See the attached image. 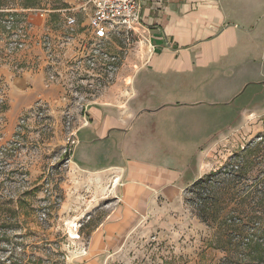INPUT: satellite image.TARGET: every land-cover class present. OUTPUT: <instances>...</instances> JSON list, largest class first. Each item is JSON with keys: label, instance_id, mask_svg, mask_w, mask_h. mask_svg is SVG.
I'll return each mask as SVG.
<instances>
[{"label": "rangeland", "instance_id": "obj_1", "mask_svg": "<svg viewBox=\"0 0 264 264\" xmlns=\"http://www.w3.org/2000/svg\"><path fill=\"white\" fill-rule=\"evenodd\" d=\"M77 1L41 0L39 6L26 9L25 0H8L0 11V18L8 12L20 14L11 30L6 23L11 17L0 23V264H220L225 257L224 238L216 226L198 218L197 204L188 203L202 192L193 185L184 191L178 209L122 237L115 232L111 239V218L122 202L120 190L127 176L122 167L127 158L147 161L177 174L184 185L192 183L202 168L204 175L217 172L212 184L231 178L232 168L226 166L236 162L233 155L240 156L236 163L249 165L247 179L236 189L243 196L264 178V123L249 120L239 129H217L223 122L234 126L241 120L178 110L165 118V135L152 133L153 126L139 130L141 119L127 135H114L113 141H94L91 128H85L79 134L78 155L86 154L92 165H81L74 158L73 134L87 121L88 108L105 103L103 97L114 85L96 88L54 82L56 86H49L51 74L39 66L40 50L46 54L49 50L42 38L67 39L60 10ZM40 10L47 11L44 18L37 15ZM73 13L82 24L86 22L83 11ZM18 28L26 39L13 36ZM79 31L88 29L85 25ZM261 40L260 51L264 35ZM151 47L146 33L128 44L111 46L120 66L116 81L124 78L129 83L135 66H144L152 54ZM126 86L121 105L130 99ZM211 139L201 153L197 151ZM91 140L93 145L85 147ZM248 148L262 152L252 156L244 152ZM246 205L240 208L264 213L261 203ZM96 236L100 242H95Z\"/></svg>", "mask_w": 264, "mask_h": 264}, {"label": "crops", "instance_id": "obj_2", "mask_svg": "<svg viewBox=\"0 0 264 264\" xmlns=\"http://www.w3.org/2000/svg\"><path fill=\"white\" fill-rule=\"evenodd\" d=\"M139 17L152 54L144 66H135L129 83L118 78L110 94L103 97L105 103L88 108V124L77 132L78 142L85 128H91L94 141H111L116 134L127 135L140 119L139 130L153 126L152 133L165 135V118L178 110L241 120L234 126L223 122L217 129H239L249 120L264 123V50L260 51L264 0H141ZM85 25L87 21L80 27ZM79 28L78 35L87 38L89 32ZM44 38L50 42L47 47L42 40L49 50L47 54L40 50L39 66L55 75L48 85H79L69 68L81 46L66 39ZM125 86L130 99L128 105H121L118 102ZM133 101L137 102L130 108ZM94 141L86 142L85 147ZM211 142L197 151L201 153ZM79 143L74 158L83 166L92 165L86 154L78 155ZM126 161L122 202L111 218V239L115 232L122 237L178 209L184 191L206 173L200 168L195 180L184 185L180 176L164 166L139 159ZM95 238L100 242V236Z\"/></svg>", "mask_w": 264, "mask_h": 264}, {"label": "built area", "instance_id": "obj_3", "mask_svg": "<svg viewBox=\"0 0 264 264\" xmlns=\"http://www.w3.org/2000/svg\"><path fill=\"white\" fill-rule=\"evenodd\" d=\"M76 10L85 13L89 32L87 38L78 35L81 23L73 13ZM140 10L141 0H78L72 7L60 10L68 30L66 42H77L81 46L77 56L72 57L69 68L74 77L80 80L79 85L101 88L115 84L120 66H116L117 58L110 52L111 46L119 42L128 44L132 39H138L145 34L139 17ZM38 12L37 15L41 18L47 13L45 10ZM6 23L11 30L10 25H14L15 21L11 17ZM18 29L13 32V36L26 39L24 30ZM43 41L46 45L50 43L47 38ZM12 43L20 48L24 46L22 41ZM51 79H55V75H51ZM76 134L77 132L73 136ZM71 143L76 147L79 142L72 139Z\"/></svg>", "mask_w": 264, "mask_h": 264}, {"label": "trees", "instance_id": "obj_4", "mask_svg": "<svg viewBox=\"0 0 264 264\" xmlns=\"http://www.w3.org/2000/svg\"><path fill=\"white\" fill-rule=\"evenodd\" d=\"M7 1L0 0V11H4L2 7ZM25 2L24 8L29 9L39 6L41 0H25ZM7 16L12 17L16 23L19 22L15 18L20 14L8 12L7 15H2L0 23L4 22ZM245 151L252 156L262 152L259 148H248ZM239 157L233 155L231 159L238 162ZM236 162L226 166L232 168L228 174L231 176L229 179L211 184L217 175V172L212 171L195 181L192 184L193 188L200 187L202 192H199L198 200L189 199L188 203L199 206L197 216L202 222L207 223L208 226H216V230H221V235L224 238L222 250L225 252V257L220 264H264V213L254 212L252 209L247 212L240 208L241 205L248 203L246 206L256 203L264 205V178L257 187L255 186L257 188L253 189L255 191L252 190L245 193L246 195L240 196L236 189L244 179H247L249 165L239 166ZM253 183L255 184L256 181ZM251 188L252 186L248 187V189ZM224 204L227 207H224ZM229 205L235 207L230 209ZM258 220L260 223L257 222ZM257 223L258 226H255Z\"/></svg>", "mask_w": 264, "mask_h": 264}, {"label": "water", "instance_id": "obj_5", "mask_svg": "<svg viewBox=\"0 0 264 264\" xmlns=\"http://www.w3.org/2000/svg\"><path fill=\"white\" fill-rule=\"evenodd\" d=\"M66 157L69 159L70 158V154H67Z\"/></svg>", "mask_w": 264, "mask_h": 264}, {"label": "bare ground", "instance_id": "obj_6", "mask_svg": "<svg viewBox=\"0 0 264 264\" xmlns=\"http://www.w3.org/2000/svg\"><path fill=\"white\" fill-rule=\"evenodd\" d=\"M118 181H119V180L116 181V184H115V185H117Z\"/></svg>", "mask_w": 264, "mask_h": 264}]
</instances>
